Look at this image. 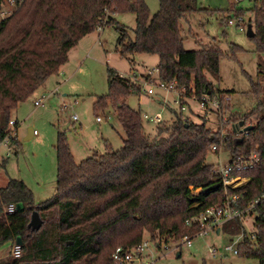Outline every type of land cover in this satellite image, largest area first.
Here are the masks:
<instances>
[{
    "label": "trees",
    "instance_id": "trees-1",
    "mask_svg": "<svg viewBox=\"0 0 264 264\" xmlns=\"http://www.w3.org/2000/svg\"><path fill=\"white\" fill-rule=\"evenodd\" d=\"M7 1L0 0V12L7 8ZM14 1L15 12L0 21V142L10 137L11 145H19L10 128L14 111L59 74L70 51L84 37L110 25L120 34L117 45L122 57L130 61L137 54L158 57V81H177L188 96L193 88L198 97H231V91L216 90L208 78V74L220 78L225 57L220 47L212 44L199 51L184 47L182 21L218 12L198 8L197 0H158L159 10L153 16L144 0ZM254 3L246 27L252 24L255 36L250 40L255 52L264 56V0ZM126 13L136 17L134 40L115 17ZM244 15L241 10L234 17ZM243 52L240 46L231 48L232 57ZM134 74L123 76L109 69V91L93 105L97 116L110 111L117 114L125 132L120 150L108 146L106 154H95L78 164L61 134L55 147L53 198L36 204L33 191L23 180L10 179L0 188V251L6 244L13 247L17 240L22 245L21 257L9 255L0 264H113L111 257L118 247L133 249L145 238L159 247L178 243L200 230L187 226L186 221L206 209L239 195V208L247 210L262 196L264 86L259 80L246 74L257 105L245 114H231L224 126L217 123L213 128L205 116L196 123L175 114L171 122L156 125V134L150 137L141 112L128 105L129 97L142 91ZM225 108L229 109L222 110ZM203 111L218 116L211 109ZM247 127L252 129L245 133ZM14 128L18 129L17 121ZM222 131L227 139H222ZM213 146L230 163L240 157H259L254 169L231 174L249 179L243 187L224 186L215 166L207 162ZM10 205L15 207L13 213L7 212ZM35 212L42 221L39 230L30 227ZM250 213L256 215L254 242L240 219L230 232L243 235L239 256L264 264V202Z\"/></svg>",
    "mask_w": 264,
    "mask_h": 264
},
{
    "label": "rangeland",
    "instance_id": "rangeland-1",
    "mask_svg": "<svg viewBox=\"0 0 264 264\" xmlns=\"http://www.w3.org/2000/svg\"><path fill=\"white\" fill-rule=\"evenodd\" d=\"M144 1L151 16L158 12V0ZM197 6L218 12L211 15L197 14L189 17L187 21H182L184 47L187 51H199L205 46L218 45L225 54L221 61L220 78L215 79L210 74L208 78L216 90L232 92L229 104L223 106L229 109H223L217 113L218 116L211 115L213 120H210V124L217 128V123L221 127L225 125L221 115L227 120L233 113L245 114L256 107L257 100L255 95L250 94L252 87L246 74L255 81L259 80L264 86V56L255 52V44L247 37V31H242L236 23L228 24L235 12L241 10L245 13L244 23L248 24L251 10L255 7L254 0H197ZM115 17L119 24L128 29L130 39L134 40L135 15L126 13ZM119 37L120 34L112 25L84 37L70 51L69 60L59 74L51 77L45 88L38 90L32 98L19 106L12 119L18 122V129H13V137L18 140L19 145H12L11 155L1 163L0 188L5 187L10 179L23 180L33 191L36 204L53 198L56 195L57 179L55 147L61 134L65 135L78 164L95 154H106L108 146L113 150L123 147L122 138L125 132L117 114L110 111L109 115L97 116L93 109L97 97L106 95L109 91V69L132 77L136 73L142 91L129 97L128 105L141 112L144 130L148 136L154 137L156 125L145 120L146 115L159 116L161 121L166 123L170 122L175 114H182L196 123H201L199 116L205 115L206 112L199 109L198 103H189L187 110L182 112L176 93L157 87L154 88L155 94L152 96L143 92L145 79L141 76H147L151 71L156 74L159 59L144 54L131 57L132 61L122 57L117 45ZM233 45L242 47L245 52L232 57ZM147 83L156 84L157 78L148 79ZM42 97L45 98L44 105L36 107L35 102ZM98 117L102 118L101 122H98ZM29 129H33L37 134L29 138ZM4 153L5 149L1 147L0 156ZM207 162L215 167L223 166L228 162V157L223 152L212 153ZM255 220V213L246 218L244 224L248 234L255 231ZM234 227L235 221H231L221 228L220 235L212 232L205 238L195 239L189 251L180 247L179 243L172 242L163 244L160 249L153 248L152 264H259L255 259L225 252V247L232 245V240H240V236H233L230 232ZM12 248L11 244H6L0 251V260L9 255L13 257ZM210 249H216L217 256L211 255ZM178 253L182 254L180 258L177 257Z\"/></svg>",
    "mask_w": 264,
    "mask_h": 264
},
{
    "label": "built area",
    "instance_id": "built-area-1",
    "mask_svg": "<svg viewBox=\"0 0 264 264\" xmlns=\"http://www.w3.org/2000/svg\"><path fill=\"white\" fill-rule=\"evenodd\" d=\"M240 1L241 0H236V2H240ZM6 7H7L6 9L0 12V21L11 16L15 12V9H17V5L14 0H8ZM244 21L245 20L242 17L236 18L233 16L231 19H229L228 24L235 25L236 23L238 27H241L242 31L246 32L247 27ZM158 72L159 71L156 69V74L155 71H151L148 75L151 76V78L156 79ZM133 77H135V74ZM144 85L146 87L144 86L143 92L148 96H152L155 94L154 88L156 87L165 90L167 92L176 93L178 97L177 103L179 104L182 112H185L187 110L186 106L190 105L189 103L196 102L198 103V107L201 110L211 109L219 113L222 111L224 104L228 105L231 100L230 97L227 96L223 100H221L218 97H214L212 99L206 96L198 97L195 95V90L193 88H192V95L188 96L184 89L178 88L177 81L164 83L157 80L156 84H151V83H147V80H145ZM151 85L154 87L152 88ZM149 86H151V88H149ZM44 103H45V98L42 97L41 99L35 102V106L40 107L44 105ZM144 119L147 120L148 122L153 123L154 125H158L162 122L159 116L150 117L146 115L144 116ZM221 119L224 121V124L227 123V120L223 115H221ZM101 121L102 118L98 117V122ZM10 127H12L11 129H14L15 127L14 120L10 121ZM35 134L37 133L34 132L33 136ZM221 137L222 139H227V134L224 131H222ZM1 147L5 149V153L4 155L0 156V166L1 163L5 159L9 158V156L11 155L13 146L11 145L10 137H7L2 142H0V148ZM217 151H218V147L213 146L212 152L217 154ZM258 164H259V157L257 155H252L249 158L240 157L232 163L227 162L226 165L223 166L218 165V167H215L214 172L221 176V179L225 187H229L231 189H239L246 184L247 178L232 177L231 174L234 172L239 173V172H246L252 170ZM263 202H264V192L261 197L256 199V201L252 204V206L249 209L242 210L239 208V203H240L239 195H234L231 198H228L225 202L206 209L198 216L186 221L187 226L189 227L197 226L200 228V230L192 236L190 235L184 236L182 240L178 242L180 244V247H185V249L189 251L193 247L195 239L205 238L206 236L209 235V233L212 232L216 234L219 232L220 235V232L222 230L221 228L225 224L231 221H235L237 219H240L244 223L246 218L252 215L250 213L251 210ZM14 211H15L14 205H10L7 208L8 213H13ZM242 239H243V235H240L239 241L235 242L232 240V245L226 246L224 249L225 252H232L234 255L238 256L239 255L238 245L242 241ZM255 240H256V236L253 232L251 234V241L254 242ZM235 245L237 247H234ZM153 248L160 249L161 247H159L158 243L153 242L149 238H145L139 246L133 249H124L123 247L116 248L112 254L111 259L113 261V264H152ZM209 252L214 257L217 256L218 254V251L216 249H210ZM12 255L14 258L21 257L22 245L20 242L14 244L12 248Z\"/></svg>",
    "mask_w": 264,
    "mask_h": 264
},
{
    "label": "water",
    "instance_id": "water-1",
    "mask_svg": "<svg viewBox=\"0 0 264 264\" xmlns=\"http://www.w3.org/2000/svg\"><path fill=\"white\" fill-rule=\"evenodd\" d=\"M247 37L249 39L253 38L255 36V33H254V29H253V26L252 24H249L248 25V28H247ZM240 126H243V123L240 124ZM252 129V127H247L244 129L245 132H248ZM34 134V131L33 129H29V138H31ZM42 226V221L40 219V216L37 212L33 213V216H32V220H31V224H30V227H32L33 229L35 230H39ZM177 257L180 258L181 257V254L178 253L177 254Z\"/></svg>",
    "mask_w": 264,
    "mask_h": 264
},
{
    "label": "crops",
    "instance_id": "crops-1",
    "mask_svg": "<svg viewBox=\"0 0 264 264\" xmlns=\"http://www.w3.org/2000/svg\"><path fill=\"white\" fill-rule=\"evenodd\" d=\"M62 69H63V68H62ZM62 69H61V70H62ZM45 86H46V84H45L42 88H45ZM42 88H41V89H42ZM41 89H40V90H41ZM18 108H19V107H18ZM17 110H18V109H17ZM17 110L14 111V113H17ZM191 111L193 112V110H191ZM201 112H202V111H201ZM203 112L205 113V111H203ZM14 113H13V117H14ZM211 115H212V114L206 112L205 115H203V116H205V118H207V120L210 121V120H213V118L211 117ZM200 116H202V115H200ZM200 116H199V117H200ZM13 117H12V119H14ZM170 122H171V121H170ZM155 129H156V128H155ZM32 137H33V136H32ZM110 147H111V146H110ZM111 148H112V147H111ZM248 181H249V179H246V183H247ZM220 234H221V232H220ZM217 235H219V232L217 233ZM180 254H181V253H180Z\"/></svg>",
    "mask_w": 264,
    "mask_h": 264
}]
</instances>
